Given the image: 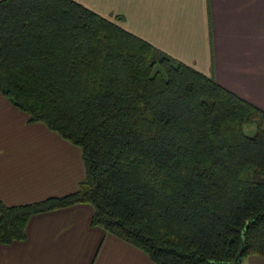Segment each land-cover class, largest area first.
<instances>
[{
    "label": "trees",
    "instance_id": "trees-1",
    "mask_svg": "<svg viewBox=\"0 0 264 264\" xmlns=\"http://www.w3.org/2000/svg\"><path fill=\"white\" fill-rule=\"evenodd\" d=\"M75 0H0V93L80 152L60 195L6 204L0 244L75 204L154 264L264 258V110ZM252 124V130L245 128Z\"/></svg>",
    "mask_w": 264,
    "mask_h": 264
},
{
    "label": "crops",
    "instance_id": "crops-1",
    "mask_svg": "<svg viewBox=\"0 0 264 264\" xmlns=\"http://www.w3.org/2000/svg\"><path fill=\"white\" fill-rule=\"evenodd\" d=\"M264 110V0H75ZM78 148L0 93V200L18 204L74 190ZM75 204L29 217L25 237L0 244V264H154L137 247L90 224ZM253 262L264 264L253 255Z\"/></svg>",
    "mask_w": 264,
    "mask_h": 264
},
{
    "label": "rangeland",
    "instance_id": "rangeland-1",
    "mask_svg": "<svg viewBox=\"0 0 264 264\" xmlns=\"http://www.w3.org/2000/svg\"><path fill=\"white\" fill-rule=\"evenodd\" d=\"M49 130V129H48ZM252 130V124H249L246 128H245V131L246 132H250ZM51 131V130H50ZM54 133V132H53ZM56 135H58L57 133H56ZM60 137V136H59ZM61 138V137H60ZM63 139V138H62ZM139 249V248H138ZM142 251V250H141ZM253 255L252 254H250V255H246V256H243L242 258H241V261H240V264H255L254 262H253ZM262 259H264V258H262ZM262 261H259V263L258 264H260Z\"/></svg>",
    "mask_w": 264,
    "mask_h": 264
},
{
    "label": "water",
    "instance_id": "water-1",
    "mask_svg": "<svg viewBox=\"0 0 264 264\" xmlns=\"http://www.w3.org/2000/svg\"><path fill=\"white\" fill-rule=\"evenodd\" d=\"M240 253H241V249L237 251L233 260L231 262H229L228 264H240V261H239Z\"/></svg>",
    "mask_w": 264,
    "mask_h": 264
}]
</instances>
